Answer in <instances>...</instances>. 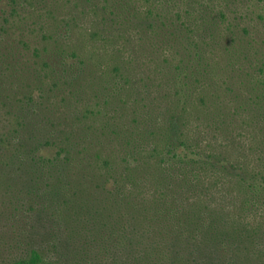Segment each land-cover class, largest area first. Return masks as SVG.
Masks as SVG:
<instances>
[{"label":"trees","instance_id":"1","mask_svg":"<svg viewBox=\"0 0 264 264\" xmlns=\"http://www.w3.org/2000/svg\"><path fill=\"white\" fill-rule=\"evenodd\" d=\"M0 264H264V0H0Z\"/></svg>","mask_w":264,"mask_h":264}]
</instances>
